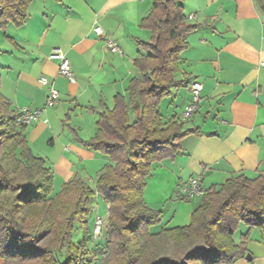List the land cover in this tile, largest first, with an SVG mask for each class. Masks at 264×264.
I'll return each instance as SVG.
<instances>
[{"label": "crops", "instance_id": "1", "mask_svg": "<svg viewBox=\"0 0 264 264\" xmlns=\"http://www.w3.org/2000/svg\"><path fill=\"white\" fill-rule=\"evenodd\" d=\"M152 6L153 0H33L22 27L0 29V95L16 111L44 110L27 126L26 137L34 155L53 172L54 188L59 180L62 187L82 179L95 190L101 171L111 164L84 143L97 134L100 113L114 108L117 95L128 98L130 81L140 77L134 62L143 52L141 43L151 41V31L141 23ZM183 7L188 23L197 26L187 37L176 74L185 83L172 89L160 109L165 121L182 120L192 99L190 84H202L199 108L184 122L185 130L198 132L179 143L175 156L152 166L144 200L162 211L152 234L191 224L201 198L178 197L179 186L191 178L201 176L208 190L241 176L264 177V12L259 0H185ZM96 26L122 54L107 47ZM55 51L68 59L75 83L59 75V60L51 58ZM50 87L60 101L45 109ZM99 198L96 194L98 206ZM92 206L97 214L98 206ZM245 227L246 233L235 236L237 244L249 232ZM246 248L252 259L234 264H264V231L252 229Z\"/></svg>", "mask_w": 264, "mask_h": 264}, {"label": "trees", "instance_id": "2", "mask_svg": "<svg viewBox=\"0 0 264 264\" xmlns=\"http://www.w3.org/2000/svg\"><path fill=\"white\" fill-rule=\"evenodd\" d=\"M32 1L0 0V29L22 27ZM184 1L153 0L141 23L151 31V41L141 43L143 52L134 62L140 77L130 81L128 98L117 95L114 108L100 113L97 134L84 143L111 161L98 176L95 190L73 179L54 194L53 172L31 150L20 112L0 95L2 264H88L93 253L100 252L107 254L106 264H234L249 255L250 231H264L263 176H241L210 188L190 225L150 232L162 217V211L144 200L152 166L175 156L179 143L198 132L185 130V121H165L160 109L172 89L185 83L178 82L176 74L187 37L197 29L187 21ZM259 5L264 12V0ZM96 194L109 204L101 242L92 239L89 224ZM241 224L249 232L237 244Z\"/></svg>", "mask_w": 264, "mask_h": 264}, {"label": "built area", "instance_id": "3", "mask_svg": "<svg viewBox=\"0 0 264 264\" xmlns=\"http://www.w3.org/2000/svg\"><path fill=\"white\" fill-rule=\"evenodd\" d=\"M192 18L193 17H191L190 19ZM94 31L99 38L105 39L107 47L112 52L122 54V51L118 46V44L114 40L107 38L101 27L96 26L94 28ZM51 58L59 60V75L66 78L71 83H75L76 79L71 70L68 59L60 51H55L51 56ZM39 81L43 86H49V82L47 81L46 78H41ZM189 89L191 92L192 99L189 102V104L186 106L182 114V120L185 122L189 121L193 117V115L197 112L201 101V92L203 90V86L198 82H193L192 84H190ZM59 101H60L59 92L56 89L50 87L45 109L55 107L59 103ZM43 112L44 110L22 111L20 112L21 116L19 122L26 126H29L33 122L38 121L41 118ZM44 122L47 123L46 120ZM179 192L185 200L193 201L196 199L203 198L207 193V189L203 186L202 177L198 176V177H193L187 183L180 185ZM108 218H109V214L105 219L100 217L96 218L94 231H93L95 241L97 242L104 241L105 234L107 232V228L109 224Z\"/></svg>", "mask_w": 264, "mask_h": 264}, {"label": "rangeland", "instance_id": "4", "mask_svg": "<svg viewBox=\"0 0 264 264\" xmlns=\"http://www.w3.org/2000/svg\"><path fill=\"white\" fill-rule=\"evenodd\" d=\"M60 185H61V180H59V182L56 183L54 191L60 192V190H61V186ZM98 200L100 202L99 206L97 205L98 202H96L97 199L96 200L94 199V201H93L95 203V208H97V206H98L97 214L93 211L91 216L89 217V224H90V229H91L92 234H93L92 235V239L93 240H94V232H93L94 230L93 229H94L96 218L100 217V218H104L105 219L108 216V214H109V210H108V207H107L105 201L102 198H99ZM197 203H199V201H197ZM245 226L246 225H244V224H241L239 226V228H238V230H237V232L235 234L236 239L240 238V235H242V234L247 232V229H245L246 228ZM155 231H157L156 228L153 229V232H155ZM75 232H76L75 240H78L81 237V234H79L78 230H76ZM93 240H92V242H93ZM92 245L93 244L91 243V247H92ZM106 260H107V254H103V252H100V254L96 255V254L93 253L92 260L88 264H106Z\"/></svg>", "mask_w": 264, "mask_h": 264}, {"label": "water", "instance_id": "5", "mask_svg": "<svg viewBox=\"0 0 264 264\" xmlns=\"http://www.w3.org/2000/svg\"><path fill=\"white\" fill-rule=\"evenodd\" d=\"M246 259H247V260H251L252 258H251L250 255H247Z\"/></svg>", "mask_w": 264, "mask_h": 264}]
</instances>
